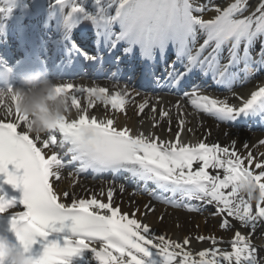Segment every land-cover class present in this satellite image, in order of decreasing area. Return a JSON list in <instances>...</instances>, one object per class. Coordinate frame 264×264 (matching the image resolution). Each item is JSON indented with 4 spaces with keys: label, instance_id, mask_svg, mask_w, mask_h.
<instances>
[{
    "label": "snow or ice",
    "instance_id": "snow-or-ice-1",
    "mask_svg": "<svg viewBox=\"0 0 264 264\" xmlns=\"http://www.w3.org/2000/svg\"><path fill=\"white\" fill-rule=\"evenodd\" d=\"M10 2L8 0V4ZM55 5L63 14L66 28L89 22L95 29L96 53L90 54L74 42L67 61L73 56L82 59L78 65H70L73 71L85 66L99 74L113 67L119 71L121 64L137 59L138 51L143 75L154 78L161 88L182 93L196 110L223 121L249 114L264 120V86L243 100L241 107L235 108L225 101L201 95L195 83L211 72L216 83L231 88L237 73L230 72V67L243 63L247 72L253 62L251 48L257 39L264 38V0H258L254 11L243 18L238 17L248 10L247 0L215 7L217 14L209 20L201 16L209 10L208 6L194 4L193 0H107L106 4L95 0V11H90L79 0H55ZM65 6L70 8L67 14ZM9 10L0 9V12ZM116 28L118 31L114 30ZM198 33L205 38L193 53ZM225 45H230L228 63L221 65L220 54ZM170 46L175 59L161 84L155 69L158 63L167 65ZM101 52L106 54L101 56ZM259 56L255 63L264 66V39H261ZM177 62L183 65V70L175 67ZM109 78L118 84L116 73ZM188 87H191L190 92L183 91ZM7 90L11 92L12 88ZM56 91L66 94L77 109L80 104L76 94L86 93L110 102L119 112L124 111L129 95L127 88L109 96L104 87L72 83L58 84ZM147 106L146 98L139 104V111ZM176 107L180 109L179 101ZM0 109L4 113L0 116V177L2 183L22 193L19 198L8 196L0 188V216L8 218L19 247L29 256V264H70L72 258L82 257L85 252L91 253L99 264H260L257 247L253 246L249 235L239 230L230 241V252L213 246L193 254L186 250L191 244L187 236L178 242L155 233L150 225L137 219L139 208L131 214L122 212L114 203L113 188H108L107 202H102L95 195L77 199L67 190L58 193L55 184L65 168L73 169L77 176L89 170L94 174L126 172L134 180L143 181L145 187L141 191L161 203L191 212L200 211L199 206L185 201L215 202L216 214H226L254 231L257 222L264 220V153L257 161L253 153L247 151V145L244 146L246 155H241L234 147L235 142L231 150L206 142L184 144L179 131L175 140L166 141L152 132L118 127L113 118H98L89 115L86 109L80 111L77 118L62 119L46 138L33 137L28 131L27 117L3 100H0ZM152 109L156 110L155 105ZM168 115L166 110L160 109L161 119ZM179 124L183 126L184 121L179 120ZM156 126L154 123L153 128ZM259 144L264 145V140ZM194 161L201 162L196 170H193ZM76 164L78 167H74ZM208 169H222L223 175L210 174ZM243 177L254 180L259 189L260 199L255 201L254 207L252 201L236 190V181ZM148 182L162 193L172 195L157 194L147 188ZM119 189L123 193L125 185L121 183ZM177 194L179 200L175 198ZM70 195V204L61 202V197L67 199ZM18 206L24 210H15ZM143 207L140 215L155 211L149 204ZM159 219L163 220V216ZM230 226L229 219L221 221V229ZM196 239H212L213 245L216 243L214 237ZM0 264H5L2 256Z\"/></svg>",
    "mask_w": 264,
    "mask_h": 264
},
{
    "label": "bare ground",
    "instance_id": "bare-ground-1",
    "mask_svg": "<svg viewBox=\"0 0 264 264\" xmlns=\"http://www.w3.org/2000/svg\"><path fill=\"white\" fill-rule=\"evenodd\" d=\"M252 2H254V0H252ZM257 3L258 2H255L252 6H249L251 12L254 11V6ZM248 91L249 93H246ZM250 91V86H247L243 89L241 94H243V97L244 95H248L247 98H249L252 93ZM252 91H254V89ZM145 99L146 97L128 96L126 100L129 103V107H127L124 112H118L110 109L109 102L107 105H97L95 108L90 110L89 103L91 101L92 106L94 102L93 100L85 99L78 100L80 108L77 109L71 105V101L69 100L68 118H77L78 113L86 109L89 115H94L98 118H113L118 127L126 126L131 128L134 132H152L166 141L175 140L176 133L179 131L180 140L184 144L195 145L199 142H206L209 145L219 144L221 146L229 147L231 150L233 142H235L234 147L241 155H246V149L244 146L247 145V151H251L257 161L262 159L261 153H264V145H260L259 141L264 140V136L257 134H245L244 132H227L223 127H218L211 123L200 113H196L195 111L181 112L173 107V102L168 101H166L168 107L167 110H165L169 113V115L161 119L159 108L162 101L157 100V98H147L148 106L141 114H138L140 112L138 106ZM153 105L156 107L155 111L152 109ZM3 115L4 113L2 109H0V116ZM12 118L14 119V115ZM181 119L184 121L183 126L179 124V120ZM154 123L157 124L155 128H153ZM23 130L24 129L22 128V131ZM200 164L201 162L194 161L193 170L198 169ZM208 171L213 175L219 174L221 177L223 175L222 169H208ZM119 185L120 184L102 182V180L94 183L89 182L88 180H76L71 175L68 176L67 179L66 177L61 178L59 182L55 184V190L58 193H62L67 190L70 194L75 195L77 199H88L92 195H95L97 199L102 202H107V190L111 187L115 190L114 203L120 206L122 212H127L129 214L137 208H139L140 213H142L144 212L143 206L145 204H149L155 209V211L147 215H140V213H137V219H139L142 223L150 225L151 229L155 233L164 234L172 240L180 242L187 236L191 240V244L186 246V250H191L193 254L204 249H209V247L212 248L213 246L217 249L230 252L231 246L227 245V243L231 241L234 235L230 237L222 236V232L227 231L228 228L221 229L219 225L220 218L229 219L230 225L232 224L239 227L245 235L249 234L251 242L254 241L253 246L258 249V260L260 261V264H264V237H260L264 226L260 227L258 222L255 230L253 231L249 227L242 226L240 222L234 218L227 217L226 214H217L213 219H210V221H205L204 219L199 220L195 218L196 216L193 215V213L182 212V210L177 208L173 209L171 206L160 205L147 197L135 194L133 189L130 187H125V191L121 193ZM85 188L89 189L87 193H84ZM157 190L159 191V189H156V192ZM225 191L227 192L228 190ZM101 192H103V195H101ZM77 195L81 196L77 197ZM171 195L172 194L170 193V196ZM175 198L179 200V194H177ZM71 199V195L67 199L61 197V202L70 204ZM185 202L190 203L189 201ZM207 205L209 207H216L215 202ZM161 216H163V220L159 219ZM262 221L264 223V220ZM212 227L214 229H212ZM198 236L214 237L216 243L215 245L210 243L209 246L206 243H199L196 239ZM257 237L261 238L260 241L257 240ZM207 240L210 242L212 241V239ZM96 246H99V242H97ZM70 264H99V262L92 257L91 253L87 252L81 259H78L76 262H70Z\"/></svg>",
    "mask_w": 264,
    "mask_h": 264
},
{
    "label": "clouds",
    "instance_id": "clouds-1",
    "mask_svg": "<svg viewBox=\"0 0 264 264\" xmlns=\"http://www.w3.org/2000/svg\"><path fill=\"white\" fill-rule=\"evenodd\" d=\"M58 84L56 80L49 78L45 70L37 68L24 71L18 74V83L11 92L0 88V100L27 117L31 135L42 137L53 131L62 119L68 118L69 98L56 91ZM235 187L240 196L252 202L260 199L256 182L250 178H240ZM0 256L4 258L5 264H29L28 254L19 247L16 235L10 227L7 232L0 233Z\"/></svg>",
    "mask_w": 264,
    "mask_h": 264
},
{
    "label": "rangeland",
    "instance_id": "rangeland-1",
    "mask_svg": "<svg viewBox=\"0 0 264 264\" xmlns=\"http://www.w3.org/2000/svg\"><path fill=\"white\" fill-rule=\"evenodd\" d=\"M201 1L202 0H193V2L195 4H200ZM229 3H231V0H209V4H208V9L209 10L208 11H205V12H203L201 14L202 18L205 19V20H207L208 17L210 18V17H212V16H214L216 14V12L214 10L215 7H221V8H223V7L228 6ZM214 214L215 213H214L213 210H207V211L203 210L199 214H197L195 218L196 219H199V220L200 219L201 220L204 219L205 221H210V219H212V215H214ZM221 221L222 220H219L220 224H221ZM212 229H214V228L212 227ZM236 230H239L243 234V231L240 228H237V227H229V231L227 230L225 232H222V236H228V237L233 236L234 235V232ZM257 239H258V237H257ZM197 241L199 243H203V244L206 243L208 246H209L210 243H213L212 241L210 242L208 240H202V241L197 240ZM258 241H260V239H258ZM227 245H231V243L228 242Z\"/></svg>",
    "mask_w": 264,
    "mask_h": 264
}]
</instances>
